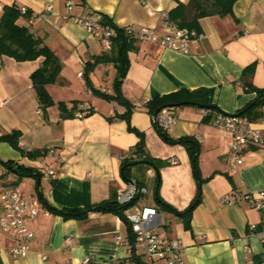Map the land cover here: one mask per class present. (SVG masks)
<instances>
[{"label": "crops", "instance_id": "crops-1", "mask_svg": "<svg viewBox=\"0 0 264 264\" xmlns=\"http://www.w3.org/2000/svg\"><path fill=\"white\" fill-rule=\"evenodd\" d=\"M189 1L0 0V17L4 7L27 10L30 16H20L17 25L27 28L61 65L60 83L46 86L53 104L42 109L29 78L42 60L16 62L0 57V102L4 101L0 105V136L17 131L23 151L46 152L43 157L29 159L0 141V161L33 168L40 175L47 167L56 171L54 180L21 178L17 186L26 197L38 200L40 194L57 210L99 205L128 184L121 177V161L138 142L124 121L107 120L122 114L124 108L90 93L80 76L88 61L108 55L110 50L64 17L95 14L121 29L146 27L162 35L161 14L169 15ZM67 3L72 6L70 11ZM198 26L203 38L192 40L186 55L133 40L121 94L134 107L130 126L143 134L146 152L169 163L158 169L156 191V172L148 169L143 174L144 187H150L148 205L161 217L155 232L165 240H178L188 264H252V257L264 258V242L249 229L251 225L260 229L262 213L243 196L264 191V148L247 149L242 165L231 170L227 164L231 136L214 127L213 120L217 113L236 114L256 97L242 86L244 69L252 66L251 84L264 89V0H236L231 16L203 17ZM114 77L109 62L96 64L88 74L92 89L105 94L112 93ZM180 89H205L210 105L169 109L175 122L164 130L170 140L190 139L198 149L197 176L202 183L189 229L184 227L180 213L197 190L190 158L183 145L167 143L160 137L144 107L145 102ZM73 103H77L75 111H82L84 117H61L59 105L69 111ZM90 108L94 112L88 114ZM259 112L260 117L251 122L254 125L264 121V105ZM1 174H5L0 179L4 184L17 180L15 174L0 168ZM155 196L169 209H160ZM225 197L229 202L223 200ZM27 224L33 238L23 258H12L14 241L0 231V264H84L86 257L92 258L89 264L129 262L126 225L112 213L93 210L84 220L39 213Z\"/></svg>", "mask_w": 264, "mask_h": 264}, {"label": "trees", "instance_id": "trees-1", "mask_svg": "<svg viewBox=\"0 0 264 264\" xmlns=\"http://www.w3.org/2000/svg\"><path fill=\"white\" fill-rule=\"evenodd\" d=\"M235 1L236 0H190L186 6L179 4L176 9L169 13L168 16L169 19L175 22L179 27H184L198 32V20L200 18L208 16H231L232 7ZM20 16H25L28 18L30 15L28 12L25 15H21L19 9L14 5L3 8V12L0 17V57L4 56L12 58L16 62L35 61L39 58L42 60L41 65L30 74L29 78L38 104L42 109H45L53 104L48 92L46 91V86L60 83V61L47 47L43 46L40 41L35 39L32 34L29 33L27 28L17 25L16 21ZM100 17L105 23L112 25L108 19L103 16ZM112 27L115 30V36L111 39V48L109 54L94 57L91 59V61H88L85 64L83 73H81L80 76L86 82V86L90 93H96L101 98H103V100L115 102L124 108V112L122 114H116L107 118V120L109 122L113 120L124 121L127 125V130L135 134L138 138V142L133 148L129 150V152L121 161L122 179L124 181L133 179L137 187H144L145 182L143 179V174L146 170L153 169L156 172V177L154 179V191H156L159 181L158 169L164 165H168L169 163L166 160L152 158L145 150L143 134L130 126V113L134 107L123 98L121 94V85L128 70L127 52L133 49V39L125 35L124 29L113 25ZM101 62L111 63L115 70L111 94L95 91L92 89L88 80L89 72H91L92 68L96 64ZM252 72V66L244 69L242 71L240 81L245 91L249 93H255L256 97L246 107L236 113V115L245 117L250 122L257 120L260 117L259 109L262 107V105H264V89L255 88L249 80ZM76 105L77 103H73L69 111L66 110L63 105H59L61 117L73 115L74 111L76 110ZM188 105L210 108L207 100V91L205 89H197L193 91L180 89L176 92L156 97L145 102L144 104L147 113L153 119V124L160 134V137L167 143H177L183 145L190 158L192 170L197 180V190L196 195L189 206L182 213H180V215L183 217L182 221L186 229H189L192 210L196 207L200 200V184L202 181H200L197 176L198 149L196 144L190 139H179L177 141L170 140L165 135L164 130H162L157 125L154 115L156 114L157 116L162 109H174ZM93 112L94 111L92 108L88 109V114ZM18 137L19 133L17 131H12L11 133H5L1 135L0 141L9 144V146L17 150L21 156L27 157L29 159H36L45 156L46 152L44 150L35 149L31 151H23L18 145ZM0 168L5 170V173H13L17 176L16 181H12L7 184H4L1 180L0 190L17 186L20 179L23 177H32L38 179L41 176L33 168L24 167L10 161H0ZM133 172H135L137 175H133ZM4 175L5 174H1L0 179L3 178ZM138 200L139 197H136L129 204L119 205L116 201V196L112 195L107 201L86 209L57 210L49 207L43 200L42 196L40 194L38 195L39 203L45 207L44 209L48 213L58 215L64 220H84L87 218L88 213L93 210L116 215L122 222L125 223L127 228L126 243L130 250L128 264L130 262L134 264H149L147 261L134 254V237L124 215L125 210L136 204ZM155 200L160 209H169V207L165 206L159 201L157 196H155ZM252 264H264V258H262V256H254L252 257Z\"/></svg>", "mask_w": 264, "mask_h": 264}, {"label": "built area", "instance_id": "built-area-1", "mask_svg": "<svg viewBox=\"0 0 264 264\" xmlns=\"http://www.w3.org/2000/svg\"><path fill=\"white\" fill-rule=\"evenodd\" d=\"M50 8V6L47 7V9ZM71 8V4L67 3L66 9L70 11ZM19 12L21 15H25L27 10L21 8ZM64 18H69L88 34L100 39L105 49L110 50L111 39L115 36V30L112 25L101 20L99 15L87 14L81 17L65 16ZM160 20L162 35H157L154 29L146 27L137 31L126 28L124 29L125 35L133 40L147 41L183 55L189 53L192 40L203 38L199 32L179 27L169 19L166 13L161 14ZM2 104L4 101L0 102V105ZM73 116L80 119L84 117V113L74 111ZM155 121L162 130H165L175 122V116L169 109H162L155 117ZM213 125L231 136V147L227 153V164L231 170L242 165L243 155L247 149L264 148V121L260 125H254L245 117L236 114L217 113ZM41 176L46 180H54L56 171L47 167L42 171ZM146 194L147 189L137 187L134 182L126 184L116 193V201L119 205L129 204L134 198L139 197L138 202L124 212L134 237V254L149 263L188 264L183 256V247L178 240H165L155 232V228L161 224V217L154 207L145 203ZM243 198L251 207L262 213L260 229L256 230L255 225H251L249 229L264 242V191L246 194ZM223 200L229 202L226 197ZM39 213L46 214L48 212L45 209L42 210L37 199L26 197L19 186L0 190V231L10 235L14 241L10 250L12 258L19 259L27 255L29 242L33 238L27 222L35 219ZM117 239L121 240L120 237ZM91 261L92 258L86 257L83 263L89 264ZM129 264L134 263L130 262Z\"/></svg>", "mask_w": 264, "mask_h": 264}, {"label": "rangeland", "instance_id": "rangeland-1", "mask_svg": "<svg viewBox=\"0 0 264 264\" xmlns=\"http://www.w3.org/2000/svg\"><path fill=\"white\" fill-rule=\"evenodd\" d=\"M146 188H147V192H148V193H147V197H146V198H147L146 203L148 204V203H149L148 200L150 199V197H149V190H150V187L147 185Z\"/></svg>", "mask_w": 264, "mask_h": 264}, {"label": "water", "instance_id": "water-1", "mask_svg": "<svg viewBox=\"0 0 264 264\" xmlns=\"http://www.w3.org/2000/svg\"><path fill=\"white\" fill-rule=\"evenodd\" d=\"M155 117H156V114L154 115V118H155ZM127 182H128V183H132V182L135 183V181H134L133 179H128Z\"/></svg>", "mask_w": 264, "mask_h": 264}]
</instances>
